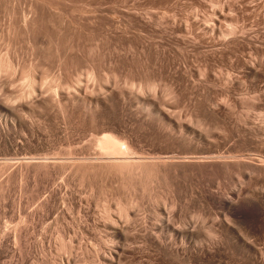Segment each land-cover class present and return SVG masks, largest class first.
<instances>
[{
    "label": "rangeland",
    "instance_id": "374dc122",
    "mask_svg": "<svg viewBox=\"0 0 264 264\" xmlns=\"http://www.w3.org/2000/svg\"><path fill=\"white\" fill-rule=\"evenodd\" d=\"M0 58V264H264V0H0Z\"/></svg>",
    "mask_w": 264,
    "mask_h": 264
},
{
    "label": "bare ground",
    "instance_id": "6f19581e",
    "mask_svg": "<svg viewBox=\"0 0 264 264\" xmlns=\"http://www.w3.org/2000/svg\"><path fill=\"white\" fill-rule=\"evenodd\" d=\"M11 66H13L12 64H10V61L7 59V58H0V71L1 72H5V71H10L11 70ZM14 69V68H13ZM14 70H12V72H13ZM0 72V73H1ZM31 90V89H30ZM33 90V89H32ZM25 93H27V92H25ZM23 94V93H22ZM27 95V94H26ZM22 96V95H21ZM94 146H96L97 148H98V150H99V152L102 154V155H104L106 158H109L110 159V162H109V165L110 166H113V167H116V168H118L119 170L118 171H121L122 169L126 172H124L123 170H122V172H124L126 175H128L129 174V176L131 175L130 173H132V175L131 176H133V175H135L136 174V176H137V171L136 170H138V167L140 166V165H142L143 166V164L142 163H140L141 161H139V162H137V161H135V156H134V154H135V152H134V149H132L133 147L132 146H130L129 144H128V142L124 139V138H122V137H120V136H118V135H116V134H113V133H105V134H103L101 137H98V138H95V140H94ZM101 155V156H102ZM109 159H108V161H109ZM105 160V159H104ZM82 161V160H81ZM86 161V160H85ZM106 161V160H105ZM75 163H77V162H75ZM81 163V162H80ZM93 163V162H92ZM98 163V162H97ZM137 163H140L139 165L137 164ZM44 164V162L43 163H40V166H44L43 165ZM45 164H46V162H45ZM28 165V164H27ZM26 165V166H27ZM33 165H35V164H33ZM36 165H38L39 166V163L38 164H36ZM48 165V164H47ZM47 165H45V166H47ZM85 165V164H84ZM164 165V164H163ZM141 167V166H140ZM139 167V168H140ZM125 168H128L129 170H131V172L130 171H128V170H125ZM85 169V168H84ZM141 169H142V167H141ZM82 170V169H81ZM87 170V169H86ZM132 171H135V172H132ZM139 174H138V176H141V171L142 170H140L139 169ZM127 172H129L128 174H127ZM137 172V173H136ZM135 173V174H134ZM80 174V173H79ZM129 204V203H128ZM128 204H126L127 206H128ZM118 205V204H117ZM125 205V206H126ZM129 205H131V203L129 204ZM124 206V208H126ZM123 207V205L120 207V208H122ZM106 208H108V207H106ZM123 208V209H124ZM128 208H129V206H128ZM127 208V209H128ZM104 209L105 208H103V211H104ZM106 210V209H105ZM108 210V209H107ZM110 210V209H109ZM119 210V209H118ZM117 210V212H119ZM111 211V210H110ZM123 211V210H122ZM125 211H126V209H125ZM124 211V212H125ZM106 212V211H105ZM104 212V213H105ZM109 213V212H108ZM108 213H106V214H108ZM111 213V212H110ZM121 213V212H120ZM106 214H104V215H106ZM119 214V213H118ZM129 214V213H128ZM123 215H125V216H127L126 215V213L124 214H122L121 213V216H123ZM107 216V215H106ZM104 216L105 218H109V217H111V216ZM110 220V219H109ZM111 220H112V218H111Z\"/></svg>",
    "mask_w": 264,
    "mask_h": 264
}]
</instances>
